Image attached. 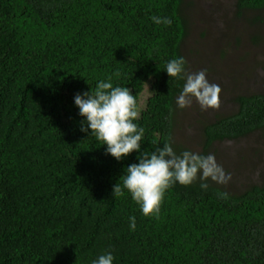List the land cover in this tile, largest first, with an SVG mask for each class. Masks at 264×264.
Returning a JSON list of instances; mask_svg holds the SVG:
<instances>
[{"label":"trees","instance_id":"obj_1","mask_svg":"<svg viewBox=\"0 0 264 264\" xmlns=\"http://www.w3.org/2000/svg\"><path fill=\"white\" fill-rule=\"evenodd\" d=\"M184 4L0 0V264H92L108 251L114 264H264V184L230 193L211 180L207 190L199 180L177 183L159 216L146 217L127 190L113 195L137 153L117 161L80 131L74 96L113 75L136 96L143 148L170 142L178 154L188 150L173 138L185 81L164 71L169 60H186ZM236 4L240 17L264 11V0ZM152 15L173 22L156 25ZM235 102L234 112L203 126L201 155L264 129V93Z\"/></svg>","mask_w":264,"mask_h":264},{"label":"rangeland","instance_id":"obj_2","mask_svg":"<svg viewBox=\"0 0 264 264\" xmlns=\"http://www.w3.org/2000/svg\"><path fill=\"white\" fill-rule=\"evenodd\" d=\"M184 5L190 26L183 46L187 73L206 70L208 80L221 89L218 108L204 110L195 98L189 107L177 106L174 142L201 154L206 123L234 112L239 94L264 93V11H248L240 17L236 0H185ZM256 16L261 20L249 21ZM151 95L150 83L141 96V110ZM209 154L232 176L227 184L216 183L227 192L264 184V129L216 142Z\"/></svg>","mask_w":264,"mask_h":264},{"label":"clouds","instance_id":"obj_3","mask_svg":"<svg viewBox=\"0 0 264 264\" xmlns=\"http://www.w3.org/2000/svg\"><path fill=\"white\" fill-rule=\"evenodd\" d=\"M156 25L170 27L172 18L152 15ZM184 57H176L166 64L165 72L171 78L185 81L176 104L180 109L191 105V98L201 108L219 107L221 92L217 84L210 82L207 71L187 73ZM119 77L120 73H114ZM74 104L79 109L81 120L80 131L95 137L105 148V154L117 161L137 153L138 163L128 165L124 170L122 185L113 187V195L123 196L125 190L139 205L146 217L159 216L166 191L179 183L189 186L200 181V187L207 190V181L227 184L232 176L218 164L214 155H201L189 150L177 153L170 142L155 144L151 150L143 148L145 129L139 125L140 113L136 96L128 87L113 83V75L100 79L95 88L74 96ZM129 229L135 231L136 217H129ZM116 257L111 251L99 255L92 264H114Z\"/></svg>","mask_w":264,"mask_h":264}]
</instances>
